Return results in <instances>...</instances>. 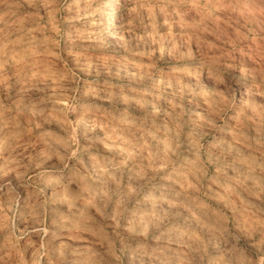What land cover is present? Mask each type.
<instances>
[{
    "label": "clouds",
    "instance_id": "obj_1",
    "mask_svg": "<svg viewBox=\"0 0 264 264\" xmlns=\"http://www.w3.org/2000/svg\"><path fill=\"white\" fill-rule=\"evenodd\" d=\"M0 264H264V0H0Z\"/></svg>",
    "mask_w": 264,
    "mask_h": 264
}]
</instances>
